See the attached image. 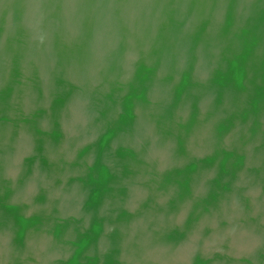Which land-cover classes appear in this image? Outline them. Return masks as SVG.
<instances>
[{"label":"water","instance_id":"1","mask_svg":"<svg viewBox=\"0 0 264 264\" xmlns=\"http://www.w3.org/2000/svg\"><path fill=\"white\" fill-rule=\"evenodd\" d=\"M0 264H264V0H0Z\"/></svg>","mask_w":264,"mask_h":264}]
</instances>
